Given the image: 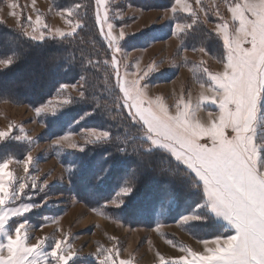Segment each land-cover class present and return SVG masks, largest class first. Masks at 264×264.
Here are the masks:
<instances>
[{
    "label": "rangeland",
    "instance_id": "obj_1",
    "mask_svg": "<svg viewBox=\"0 0 264 264\" xmlns=\"http://www.w3.org/2000/svg\"><path fill=\"white\" fill-rule=\"evenodd\" d=\"M154 1L104 0L105 6L99 10L100 16L103 19L107 14V23L113 26L111 31L115 38L114 47H109L106 39L109 32L107 23L101 25L97 22L96 0H0V23L32 40L28 33L32 32V25L39 15L42 21L40 30L45 33L44 40H62L79 36L86 26L84 20L89 18L95 25L96 37L105 50V53L104 50L96 51V55L103 65L112 69L111 71L109 68V72L115 86L120 89L118 77L121 83L126 81L129 85H133V82L127 80L126 76L140 81L145 86L140 89L142 98L151 100L154 106L163 103L168 114L172 116L178 114V102L184 103L183 110L187 118L183 121L181 134L187 135H181V138L186 145L191 144L193 138H197L200 145H209L213 140L219 141L224 136L223 128L220 127L223 114L218 108L220 96L214 91L215 81L211 76L225 71L228 41L222 39L218 25H226L230 39L236 42L245 41L242 47L245 52L250 51L255 47L250 41L254 36L264 33V0H183L181 5H176V0H164L167 5L158 4V0ZM10 3H14L16 8H10ZM183 4H187L191 12L180 11ZM174 5L177 8L175 14L171 11ZM230 7L234 10H230ZM177 24L184 26L182 31L176 29ZM200 25L212 39L213 35L218 37L219 50L222 49L221 57L200 48L199 42L191 48L183 46L181 35L191 32L192 29L199 30ZM57 30L71 35L60 37ZM121 31L124 33L123 39L120 38ZM136 34H141L140 40L136 39L138 44L131 38ZM209 39L206 42L216 48V44ZM123 40L127 47L120 45ZM114 55L117 60L115 67L111 63ZM2 59L11 58H0ZM44 62L36 59V66L28 61L24 68H39ZM262 62L264 61L257 59V66ZM5 68L0 67V70ZM22 77V73H16L12 78H0V91L16 97L13 86L19 87L18 90L29 88L25 82L15 83L16 79ZM61 85L68 87L61 90ZM86 90L87 84L80 78L71 83L59 82L53 93L37 105L6 96L0 98V131L8 133L6 138L0 140V162L9 159L6 171L13 173L10 182L5 178V186L9 188L6 207L32 205L24 215L12 217L8 224L4 216L0 215V247H4L6 241L12 238L20 240L17 233L24 229L21 235L27 234L26 244L29 251L24 260L28 264L45 260L47 264H55L50 252L58 242L56 239L65 240V255H70L67 246H73L75 255L69 264H99L103 257L99 255L98 249L105 250L110 264H113V258L115 264H119L121 260L128 264H161V258L171 264L181 256L190 258L188 251L204 254V240L209 242L210 247H214L211 243L213 239L234 234L233 227L209 206L202 182L195 173L168 150L151 145L142 122H136L130 115L131 121L138 124L134 134L147 143L145 149H159L194 174L201 184L203 201L189 206L187 202L177 203L172 197L174 194H171L153 212L150 211L153 222L141 224L123 221L118 216V209L125 205L126 198L130 195L122 197L123 203L117 207V195L125 182H121L110 198L97 205L88 204L87 198L81 193L73 192L69 174L75 169V153L88 152L90 148L97 149L102 143L114 140L108 128L85 125L84 119L92 115V112H85L72 122L64 121L65 111L81 102L85 98ZM120 93L124 105L123 93ZM215 95L216 102L212 103ZM66 99L71 102L60 107ZM262 99L261 94L251 133L258 155L255 159L246 160V166L254 169V174L258 173L259 176H264ZM43 105H47L48 110L38 115L35 109ZM62 125L65 127L63 131L60 129ZM93 129L108 132V140L86 143L89 130ZM227 132L231 135L230 130ZM63 136H68V140L60 144L54 143ZM72 142L82 146L83 150L69 148L68 144ZM28 156L32 157V161L25 172L24 163ZM107 167L110 168L111 165ZM20 183L25 184L22 190L19 189ZM163 185L169 189L168 183ZM167 192L170 193L171 190ZM14 193L16 197L12 199ZM186 216L195 218L184 221L182 217ZM24 244L25 241L20 240L18 247L24 250ZM11 256L12 253L8 251L2 254L5 260Z\"/></svg>",
    "mask_w": 264,
    "mask_h": 264
},
{
    "label": "snow or ice",
    "instance_id": "obj_2",
    "mask_svg": "<svg viewBox=\"0 0 264 264\" xmlns=\"http://www.w3.org/2000/svg\"><path fill=\"white\" fill-rule=\"evenodd\" d=\"M183 0H176V5H181ZM97 22L101 25L108 21L107 14L103 19L100 16V9L105 6L104 0H96ZM9 7L16 8L14 3ZM230 10H234L231 9ZM173 14L177 11L174 5L171 9ZM180 11L191 12L187 4H183ZM15 14V13H13ZM42 21L39 15L32 25V32L28 33L32 40H44L45 33L41 31ZM109 32L106 39L109 47H114L115 38L112 35V24L107 23ZM182 25L177 24V30H183ZM190 27V25L188 26ZM219 34L223 40L228 41L226 46V59L224 61L225 71L212 74L211 78L215 81L214 91L220 96L218 108L222 112V123L224 136L221 140H213L209 145H200L197 138H193L191 144L186 145L181 135V127L184 119L187 118L183 110L184 104L179 103L178 114L172 116L167 113V108L163 103L154 106L151 100L142 98L139 81H134L129 85L126 81L121 83L118 77L120 91L123 93L124 107L128 109L129 115L136 122H142L146 129L145 134L151 141V145H158L169 152L177 159L187 165L199 178L203 185V192L211 209L219 216H222L234 229V234L224 238L217 237L211 241L214 247L209 246L207 240L202 241L205 245V253L198 254L188 251V257H179L173 260L171 264H264V176L254 174V169L246 166V160L255 159L258 155V148L255 144L252 124L256 117L258 101L261 94L264 93V62L257 66V59L264 61V33L254 36L250 43L254 44L250 51L245 52L242 44L245 41L236 42L228 36V27L218 25ZM38 33V35H37ZM60 37L71 35L57 30ZM124 33L120 32V38L123 39ZM12 63L11 59L0 60V67H7ZM115 67L117 60L115 55L111 61ZM142 79V77H141ZM68 85H61V90L66 89ZM131 89V90H130ZM219 90L218 92L216 90ZM211 102H216L215 97ZM83 96V93H81ZM204 99V97H202ZM69 99L64 100L60 107L69 104ZM48 110L47 105L35 109L39 115ZM227 130H230L231 135ZM90 135L86 138V143L107 141L109 133L106 131L89 130ZM163 133V135L161 134ZM8 136L7 132L0 131V140ZM17 139H20L17 137ZM68 140V136H63L54 141L60 144ZM69 148H79L82 146L72 142L68 144ZM32 157L28 156L24 163V171L27 172ZM10 160L5 159L0 162V215L4 216L8 224L12 217H18L28 212L32 205H21L19 207H6L9 188L6 187V179L10 182L13 179V173L6 171ZM134 187L132 180H127L120 188L117 200L119 204L123 203L122 197H127ZM25 188L24 183H20L19 189ZM16 197L15 193L11 197ZM116 203V201H113ZM193 216L182 217L184 221L194 219ZM17 233L20 240L25 241L24 250L18 247L20 240L12 238L6 241L4 247H0V264H28L24 260L29 249H27V234L21 235L22 231ZM54 250L50 255L55 264H69L74 257L75 251L71 244L67 246L70 255H65L64 239H56ZM12 253L11 258L3 259V252ZM110 251V250H108ZM98 253L103 257L99 264H110L108 256L104 249H98ZM32 264H47L45 261H33ZM115 264V258H113ZM119 264H128L121 260ZM161 264H167L161 258Z\"/></svg>",
    "mask_w": 264,
    "mask_h": 264
},
{
    "label": "trees",
    "instance_id": "obj_3",
    "mask_svg": "<svg viewBox=\"0 0 264 264\" xmlns=\"http://www.w3.org/2000/svg\"><path fill=\"white\" fill-rule=\"evenodd\" d=\"M157 3L167 5L164 0H158ZM84 23L86 26L79 36L62 40L46 39L42 42H34L0 23V58L12 59L8 67L0 70V78H12L16 73H22L23 77L16 79L15 83L25 82L29 86L26 90H18L19 87L13 86L14 90H18L15 91L16 95L20 97L8 95L1 90L0 98L6 96L37 105L53 93L59 82L71 83L83 78L87 84L85 98L65 111L64 121L72 122L83 113L92 112V115L84 119L85 125L108 128L114 140L102 143L97 149L90 148L88 152L75 153V169L69 174L72 191L81 193L87 198L88 204L97 205L110 198L121 182L132 180L133 191L126 198L125 205L118 209V216L123 221L141 224L153 222L151 212L171 194H174L172 197L177 203L187 202L189 206L203 201L201 184L192 172L159 149H145L146 141L136 137L134 130L138 124L131 121L123 105L120 89L114 85L113 76L110 75V67L103 65L96 55L104 47L96 37L95 25L89 18ZM140 35L131 37L135 44H138ZM209 36L207 30L200 25L199 30L192 29L181 35V41L183 46L189 48L199 42L200 48L221 57L218 37L213 35L212 39ZM207 38L216 44L217 49L206 42ZM120 45L127 47L125 40ZM36 50L39 52L36 53ZM36 59L45 61L40 69L34 63ZM28 61L36 66L24 68ZM110 70L112 71L111 68ZM1 83L0 81V86ZM262 97L261 107L264 106V93ZM60 129L63 131L65 127L62 125ZM108 165L111 167L108 168ZM166 183L170 193L163 185Z\"/></svg>",
    "mask_w": 264,
    "mask_h": 264
},
{
    "label": "crops",
    "instance_id": "obj_4",
    "mask_svg": "<svg viewBox=\"0 0 264 264\" xmlns=\"http://www.w3.org/2000/svg\"><path fill=\"white\" fill-rule=\"evenodd\" d=\"M247 8V7H246ZM126 79L127 80H129L130 82H134V81H138V80H135L134 78L132 79V78H129V77H127L126 76ZM141 84V82L139 81V83H138V85H136V87H140V86H144V84L142 85H140ZM146 85V84H145ZM154 85H155V83H154ZM140 89L142 90V89H144V88H142V87H140ZM145 91V90H144ZM179 104V103H178ZM184 104V103H183ZM202 105H203V102H202ZM185 106V105H184ZM168 113V112H167Z\"/></svg>",
    "mask_w": 264,
    "mask_h": 264
}]
</instances>
